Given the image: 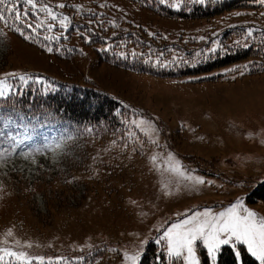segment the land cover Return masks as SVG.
<instances>
[{"label": "rangeland", "instance_id": "1", "mask_svg": "<svg viewBox=\"0 0 264 264\" xmlns=\"http://www.w3.org/2000/svg\"><path fill=\"white\" fill-rule=\"evenodd\" d=\"M182 1L160 0L174 10ZM137 2L141 0H36L31 8L24 0H7L0 5L7 21H0V96L29 82L46 88L60 82L93 86L131 109L128 125L143 136L129 141L132 167L112 168L117 161L107 137L84 140L55 123L0 117V248L24 252L37 263L70 264L77 259L74 253L83 252L79 264H133L129 257H137L138 264L147 243L154 241L164 245L169 261L184 264L169 254L165 233L173 224L196 212L219 214L237 201L257 219L264 218V201L253 196L264 183V69L252 72V59L203 74L160 78L98 65L95 52L79 43L82 55L57 59L47 50L54 39H45L64 36L57 20L72 4L93 14L107 11L111 25L139 38L205 54L218 48L227 30L241 28L243 32L221 38L242 34V43L245 36L264 34V7L247 0L248 7L209 19L176 20L150 13ZM44 5L56 20L40 11ZM9 7L21 18L29 14L28 35L39 46L14 33L19 20ZM170 53L172 61L180 56ZM176 162L183 175L169 170ZM223 247L233 250L239 264L240 248L261 264L246 244L235 242L222 245L215 262ZM195 254L200 264L204 255L215 264L200 241ZM7 260L24 264L9 256L2 261Z\"/></svg>", "mask_w": 264, "mask_h": 264}, {"label": "trees", "instance_id": "2", "mask_svg": "<svg viewBox=\"0 0 264 264\" xmlns=\"http://www.w3.org/2000/svg\"><path fill=\"white\" fill-rule=\"evenodd\" d=\"M247 0L213 1L208 0L205 4H193L184 0L179 9L174 10L161 4L158 0H141L137 2L143 8L168 19L200 20L209 19L224 11L233 9H244L248 7ZM258 7H263L264 2L258 0ZM20 10L23 4H18ZM1 8V6H0ZM68 13L67 28L64 36L54 39L49 48L51 54L58 59L70 60L81 54L78 48L80 44L95 52L96 64H108L110 66L128 70L138 74H148L160 78H182L190 75L203 74L215 67L236 62L247 57L264 59V34L252 38L246 46L238 43L228 44V38H221L230 31L223 33L220 37V47L213 52L195 54L194 50L179 52V47L167 48L169 43H158L153 39H142L129 31L111 25L104 14L91 13V11H79L72 4L66 5ZM76 13L75 16H70ZM29 18V14L25 15ZM25 17L18 22L15 34L30 44H40L28 35L30 29L27 27ZM59 17L57 22L59 23ZM233 31L243 30L234 29ZM21 32L24 35H21ZM232 32V31H231ZM25 36L29 37L25 39ZM232 39V38H231ZM262 40V41H261ZM77 43L79 45L77 46ZM261 43V44H260ZM179 55L176 61L169 59L171 53ZM161 61H165L161 64ZM252 64H259L253 61ZM261 66H264L261 64ZM262 69H264L262 67ZM260 72V71H252ZM131 109L122 105L113 97L101 93L94 88L79 85L59 83L54 88H46L41 84L29 82L24 86L10 89L5 96H0V115L11 117L13 120L38 119L41 123H58L60 127L66 128L84 140L93 136L108 138L110 147L114 153L116 164L112 168L125 169L132 163L127 159L129 141L134 137L143 136L133 131L128 125ZM92 140L91 142H94ZM90 145V142H87ZM110 168V166H108ZM99 173V172H98ZM96 173V174H98ZM256 199L264 201V183L260 184L253 192ZM241 250L242 264H258L249 256L243 248ZM83 252L74 253L77 256L70 264H79V258ZM89 256L88 254L86 255ZM66 258H70L66 254ZM0 264H20L11 260L1 261ZM31 264H48L31 262ZM59 264H65L59 263ZM138 264H180V261L171 260L166 256L163 244L149 241L138 261ZM202 264H210L204 255ZM215 264H239V260L229 247H223L218 253Z\"/></svg>", "mask_w": 264, "mask_h": 264}, {"label": "snow or ice", "instance_id": "3", "mask_svg": "<svg viewBox=\"0 0 264 264\" xmlns=\"http://www.w3.org/2000/svg\"><path fill=\"white\" fill-rule=\"evenodd\" d=\"M7 0H0V5L5 4ZM24 2L36 8V0H24ZM264 2V0H261ZM58 7L63 8L65 5L60 4ZM9 12L15 13V19L20 20V12L14 7L7 9ZM40 11L47 12L52 20H56V15L53 14L52 10L44 5L40 8ZM27 15V13H25ZM67 17L59 19V24L62 28H67L68 24L66 21ZM0 21L7 23L5 16L0 11ZM31 27V25H28ZM42 25H37L41 27ZM53 28L52 24H48V31L51 32ZM19 31V29H17ZM21 35H24L21 32ZM29 37L25 36V39ZM45 39H59V37L46 36ZM49 52L51 48L47 49ZM12 75V74H9ZM23 80L24 78L21 77ZM0 83H3L0 81ZM0 95H4L0 91ZM135 124L136 122L133 121ZM141 124L144 122L141 121ZM139 126V125H137ZM157 157L153 156L152 160L156 161ZM171 156L169 160L171 161ZM170 171L176 172L183 175L180 172L178 162L171 164L169 167ZM191 179V177H188ZM196 183H204L200 178H196ZM11 230L8 235L10 236ZM165 237L168 240L169 254L177 258H182L184 264H200L195 254V248L198 241L202 242L207 249L208 256L211 257L215 262L216 253L220 250L222 245H228L233 242L246 244L248 251L259 261L264 264V218L257 219V214L253 211L244 208L240 201L233 204L224 212L219 214H212L211 211L196 212L187 219L182 220L179 223L173 224L165 233ZM30 246V245H29ZM0 261L4 260L5 256L13 257L18 261L24 262V264H31L30 258L24 252H14L8 248H0ZM43 261V257H38ZM135 264L137 257H129Z\"/></svg>", "mask_w": 264, "mask_h": 264}]
</instances>
